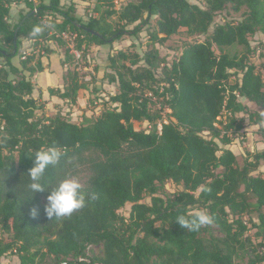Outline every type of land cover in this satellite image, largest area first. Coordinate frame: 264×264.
Segmentation results:
<instances>
[{"label":"trees","instance_id":"16d2710c","mask_svg":"<svg viewBox=\"0 0 264 264\" xmlns=\"http://www.w3.org/2000/svg\"><path fill=\"white\" fill-rule=\"evenodd\" d=\"M94 1L108 7L115 2ZM201 2L128 1L84 22L61 0H0V264L7 254L18 264H264V150L241 153L234 143L243 126L237 113L246 112L248 103L264 111V79L249 61L248 39L264 35V0ZM20 3L27 10L12 23L11 6ZM228 4L245 7L242 17L216 23L215 15ZM112 14L116 25L107 20ZM38 24L44 31L33 37ZM146 26L150 49L110 55L113 71L102 80L82 81L79 71L67 67L75 56L65 47L63 82L49 88V95L74 104L80 89L96 95L107 79L117 91L96 96L97 104H106L102 111L82 115L80 122L71 114L36 113L45 105L32 95L31 78L44 69L47 42L66 44L57 33H76L75 48L84 52L90 44L138 37ZM180 28L205 38L188 44L170 65L163 63L155 44ZM23 38L32 42L27 55L21 52ZM229 46L242 50L224 51ZM147 93L162 98L168 122L152 109ZM134 121H147L150 128H135ZM259 121L264 119L256 114ZM50 146L64 156L46 171V190L31 196L28 169L35 152ZM81 171L88 173L85 207L48 218V190ZM167 181L181 189L166 192ZM127 203L125 217L119 210ZM200 209L213 217L212 224L190 231L176 223ZM89 245H100L101 253L87 255Z\"/></svg>","mask_w":264,"mask_h":264},{"label":"rangeland","instance_id":"374dc122","mask_svg":"<svg viewBox=\"0 0 264 264\" xmlns=\"http://www.w3.org/2000/svg\"><path fill=\"white\" fill-rule=\"evenodd\" d=\"M128 1L135 0H115L114 6L108 7L105 4H99L96 1H82V0H61V3L65 6L72 5L77 17L81 18L82 21L86 22L92 16H99L104 12L105 9H118V6L126 3ZM194 3H200L202 0H190ZM27 10L24 4H12L10 9V21L12 23L17 22L19 19L20 13H24ZM245 11V7H241L239 10H233L231 6L228 4L225 8L219 11L215 15L216 23L223 21H237L242 17V13ZM58 19V17H56ZM47 19H52L50 14L47 16ZM107 20L111 22L113 25H116L117 16L116 14H112L107 17ZM154 19L151 20V24H154ZM150 28L146 26L138 35L135 36H126L123 35L117 40H113L111 43H106L102 45H94L90 44L86 46L84 52L78 50L79 57L71 58V63L67 67L70 69H76L79 71V75L81 76L82 81H89L92 78H97V80H102L105 74L112 73V69L110 68L109 56L115 55L118 51H126L130 52H142L144 49H150L151 44L148 43L146 31ZM205 38V35H190L186 28H180L178 32L172 36H170L163 43H156L155 47L159 52V57L165 59V62L168 65L171 64L173 60H176L181 51L188 45L195 41H201ZM249 43L252 47V53L249 54V61L253 63L262 73V77L264 79V35L256 32L248 37ZM26 38L22 39V47L21 52L24 51L30 53L32 48L30 47L32 42ZM64 41L63 39H61ZM57 48L60 49L62 54H64L66 44L58 46L57 42L51 41ZM65 42V41H64ZM24 43V44H23ZM31 48V49H30ZM213 49L216 53H219V50L214 45ZM37 49H35L36 51ZM70 50V49H69ZM242 47L240 46H229L224 47V51H228L230 53L241 52ZM71 52V51H70ZM72 53V52H71ZM73 54V53H72ZM74 55V54H73ZM19 58H14V60ZM124 63L128 64V61H124ZM162 63V64H163ZM161 68L155 70V74L159 76ZM101 91L99 93L92 94L89 90L80 89L78 93V102L80 98V102L82 106L77 105V103L71 104L67 101L61 100L60 102H52V101H44L45 107L41 110H37V114H48L53 115L55 113L61 114H71L73 121L80 122L82 119V115H95L102 111L106 104H97L98 97L101 95L102 97H107L109 93H115L117 91L116 84L108 83L107 79H104L100 85ZM151 97V107L152 109H156L162 120L168 122L170 120L169 113L170 110L165 106H162V98L157 99L154 96H151L150 93H147ZM38 97V96H37ZM44 105V104H43ZM108 106V104H107ZM256 114L261 115L264 119V111L259 107L255 106L253 103H248L246 112L237 113V117L243 119L242 129L236 134L234 143H236L237 149L241 153H245L246 151L255 152L264 150V122H254L256 118ZM220 120L225 119V115L219 117ZM135 128H144L148 130L150 128L147 121L133 122ZM159 127V125H158ZM88 173L86 171H81L77 176H74L82 186L85 185L87 180ZM181 189V186L174 184L172 181H167L165 184V191L168 193H174L177 190ZM148 201V198L144 199ZM130 210V204L127 203L123 208L119 210V212L125 217L128 216ZM213 231L215 235H221V232L218 228L213 227ZM254 230H249L247 233L251 234ZM254 242H257V239L253 238ZM101 253L100 245H89L86 248V254L92 256L94 254ZM245 258L243 263L246 262ZM3 264H18V258L14 255L7 254L1 259Z\"/></svg>","mask_w":264,"mask_h":264},{"label":"clouds","instance_id":"9594fccd","mask_svg":"<svg viewBox=\"0 0 264 264\" xmlns=\"http://www.w3.org/2000/svg\"><path fill=\"white\" fill-rule=\"evenodd\" d=\"M45 26L35 25L32 30L33 37H38ZM64 156V151L55 146L42 148L35 152L31 167L28 169V177L30 182L27 185V190L31 193L45 191V186L42 183L43 177L49 167H55L59 164ZM202 191H210L209 188L202 187ZM47 203L44 211L48 218H61L70 216L74 211L79 210L86 205V194L82 190L81 183L74 177H66L61 179L55 187L48 190ZM94 198V194L93 197ZM37 209L31 210V215H37ZM176 223L190 231H197L203 226L213 223V217L205 209H200L195 212L191 218L180 216Z\"/></svg>","mask_w":264,"mask_h":264},{"label":"crops","instance_id":"0c3cea01","mask_svg":"<svg viewBox=\"0 0 264 264\" xmlns=\"http://www.w3.org/2000/svg\"><path fill=\"white\" fill-rule=\"evenodd\" d=\"M27 39V38H26ZM29 40V39H28ZM27 40V42H28ZM50 51L43 57V67L42 71L36 72L32 76V81L35 84V89L33 90V96L37 97L45 105L44 101L60 102L56 96H50L48 89L56 87L62 84V76L65 70V66L62 64L63 54L59 48H57L51 41L47 42ZM24 44V43H23ZM31 47V46H30ZM31 49V48H30ZM15 65H19V60L13 59ZM77 105L82 106L79 98ZM45 107V106H44ZM48 115V114H46ZM73 120V118L71 117Z\"/></svg>","mask_w":264,"mask_h":264},{"label":"built area","instance_id":"2783aa9c","mask_svg":"<svg viewBox=\"0 0 264 264\" xmlns=\"http://www.w3.org/2000/svg\"><path fill=\"white\" fill-rule=\"evenodd\" d=\"M57 35L59 37H61V39H63L67 45V47L70 49V51L74 54L75 58L79 57V52L78 50L75 48V37H76V33L74 32H70L68 30L62 31L60 33H57ZM165 122V121H164ZM161 127V125L159 124V128ZM0 128H3V125L0 124ZM82 260V258L80 259ZM60 264H67L66 262H62Z\"/></svg>","mask_w":264,"mask_h":264},{"label":"water","instance_id":"95a60500","mask_svg":"<svg viewBox=\"0 0 264 264\" xmlns=\"http://www.w3.org/2000/svg\"><path fill=\"white\" fill-rule=\"evenodd\" d=\"M89 32H92V33H94V34H97L96 32H94V31H92L91 29H89V28H86Z\"/></svg>","mask_w":264,"mask_h":264}]
</instances>
